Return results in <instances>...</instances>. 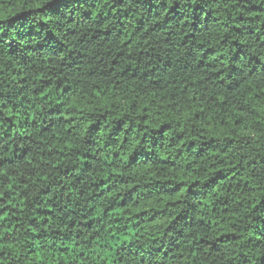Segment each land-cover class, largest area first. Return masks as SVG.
<instances>
[{"label":"clouds","instance_id":"1","mask_svg":"<svg viewBox=\"0 0 264 264\" xmlns=\"http://www.w3.org/2000/svg\"><path fill=\"white\" fill-rule=\"evenodd\" d=\"M0 210V264H264V0H0Z\"/></svg>","mask_w":264,"mask_h":264},{"label":"trees","instance_id":"2","mask_svg":"<svg viewBox=\"0 0 264 264\" xmlns=\"http://www.w3.org/2000/svg\"><path fill=\"white\" fill-rule=\"evenodd\" d=\"M121 203L123 204V201H121ZM8 207L11 208V205H8ZM120 210H121V209L113 208V209H111V213H112V214H116V213H118ZM4 211H6V210H0V214H2ZM13 211H15V210H13ZM137 215H141V213H137ZM37 264H44V259H43V257H41V256H39V255L37 256Z\"/></svg>","mask_w":264,"mask_h":264}]
</instances>
